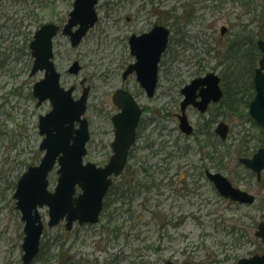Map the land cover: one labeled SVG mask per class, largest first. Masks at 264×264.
I'll use <instances>...</instances> for the list:
<instances>
[{"label": "rangeland", "instance_id": "1", "mask_svg": "<svg viewBox=\"0 0 264 264\" xmlns=\"http://www.w3.org/2000/svg\"><path fill=\"white\" fill-rule=\"evenodd\" d=\"M74 1L0 0V264H24V222L13 196L21 175L42 159L39 117L51 109L49 100L38 105L33 95L44 72L31 75L30 42L46 23L63 27ZM246 1L99 0V20L77 47L68 36H56L54 61L62 85H74L76 99L84 86L90 87L86 161L105 165L112 155V116L118 112L112 95L117 89L135 93L145 114L129 169L115 178L99 222H76L70 231L66 221L48 227V207L40 209L46 229L32 264H236L263 253L256 231L264 221V180L259 182L239 158L262 146L264 133L247 120V109L240 115H226L219 105L204 116L190 111L198 129L208 120V133H214L221 118L228 122L229 137L223 142L209 134H200L199 140L184 135L175 116L184 85L211 71L223 76L230 61L233 66L224 75L229 99L235 92L234 72L242 71L245 62H238L231 44L247 41L257 29L263 32L261 8L248 11ZM155 23L167 26L171 36L158 89L149 98L135 76L125 80L123 73L134 61L129 36ZM75 61L82 69L72 75L68 69ZM205 166L253 194L254 204L223 197L203 177ZM57 169L49 175L50 191L57 184Z\"/></svg>", "mask_w": 264, "mask_h": 264}, {"label": "water", "instance_id": "2", "mask_svg": "<svg viewBox=\"0 0 264 264\" xmlns=\"http://www.w3.org/2000/svg\"><path fill=\"white\" fill-rule=\"evenodd\" d=\"M98 2L99 0H75L68 22L62 29V34L70 38L72 46L79 45L98 21L96 11ZM59 30L58 25L46 23L36 31L30 42L34 58L31 75L44 71V77L34 84L33 95L38 99V105L49 100L51 109L39 117V133L43 136L39 148L44 151L43 157L38 165H30L21 175L13 196L24 222L22 243L24 264H31L40 251L41 237L45 229L40 208L45 206L49 208L47 222L49 227L58 225L64 219L67 221V230H70L76 221L79 224L99 221L104 199L113 178L119 176L125 169L142 114V110L129 93L123 89L117 90L113 95V101L120 108V112L112 118L115 127V139L111 144L113 154L104 166L84 161L90 139L88 119L84 116L90 87H84L82 95L76 99L73 95L76 88L74 85L69 88L62 86L61 73L54 63L53 46V38L58 35ZM169 36L170 30L167 27L157 25L150 32L130 37L136 63L124 72V78L136 70L137 79L149 97H152L156 90L158 65L167 48ZM258 46L262 51V58L259 62L260 67L255 72L257 93L251 102L250 113L264 126L263 39L258 41ZM80 70L81 66L76 61L70 67L69 73L78 74ZM201 86H206L202 91L203 100L195 104L194 94ZM183 93L186 95L182 103L183 110L194 103L201 111H205L211 101L218 102L223 96L220 76L210 72L203 78L193 80L183 89ZM180 120L182 131L191 134L192 127L185 113ZM76 123L78 127H75ZM228 131L229 127L224 123L217 128L223 139L227 137ZM241 162L255 171L260 179L264 170V148H261L253 158H242ZM57 165V184L54 191H50L48 177ZM208 177L222 196L244 204L255 202L254 195L235 187L223 174L208 171ZM256 235L264 243V221L259 224ZM166 264L173 263L168 261ZM237 264H264V251L260 255L241 258Z\"/></svg>", "mask_w": 264, "mask_h": 264}, {"label": "flooded vegetation", "instance_id": "3", "mask_svg": "<svg viewBox=\"0 0 264 264\" xmlns=\"http://www.w3.org/2000/svg\"><path fill=\"white\" fill-rule=\"evenodd\" d=\"M157 25H163V24H159V23H155L150 29H148V30H146V31H142V32H140V33H135V32H133V33H131V35L129 36V39H128V44H129V51H130V54H131V56L133 57V59H134V61H132L131 63H129L128 64V66L126 67V69L125 70H127L130 66H132V65H134L135 63H136V57L133 55V53H132V48H131V45H130V37L132 36V35H137V36H139V35H141V34H143V33H147V32H150L155 26H157ZM222 31V30H221ZM167 51V50H166ZM164 54H165V52L162 54V56H161V59H160V62H159V65H158V74H159V66H160V63H161V60H162V58H163V56H164ZM226 63V62H225ZM212 72V71H211ZM209 72H207L206 74H204V75H202V76H198V77H194V78H192V80L189 82V83H187L186 85H184V87L181 89V94L183 95V99L181 100V102H180V109L179 110H177V112L175 113V116H176V120L178 121V126H179V129H180V124H181V120H180V117L181 116H183L184 115V113L186 114V117H187V120H188V123H189V125L192 127V132H191V134L190 135H187V134H185V133H183L182 131H181V129H180V131L184 134V135H187V136H189V137H193L194 139H196V140H199V136H200V134H203V135H206L207 137H208V134L209 135H212L213 137L215 136H217V140L218 141H221V142H223L224 140H223V138H222V136L217 132V128L219 127V125L220 124H222V123H224V124H226L228 127H229V130H230V124L228 123V122H226L223 118H221V120L220 121H218L217 123H216V126L214 127V133L213 132H210V133H208V130L209 129H211V127H210V124L208 123V120H207V122H206V124L205 125H202L201 127H200V129H198L197 127H196V124H194L193 123V121L191 120V118H190V111L191 110H194L196 113H198L197 115H199V116H204V115H206V114H208V113H210L211 111H212V107H214V106H221L222 108H226L225 110H226V115H227V112L230 114V115H240V113L243 111V109H239L238 111L240 112V113H238V114H234V112L232 111V110H230L231 108H230V104L233 106V107H236V106H241V104L243 103V100L241 101L240 99H239V97H238V100H234V99H229V96H228V93H229V91H228V88H226L227 87V84H226V82H225V79H224V77L223 76H220L219 74V76L221 77V84H220V86H221V90H222V92H223V96H222V98H221V100L219 101V102H211V103H209V105H208V107H207V109L205 110V111H201L195 104H197V103H199V102H201L202 100H203V96H202V91L204 90V88L206 87V86H201V87H199L196 91H195V94H194V103L193 104H189L186 108H185V110H183L182 109V103H183V101L186 99V95L183 93V89L187 86V85H189V84H191V82L193 81V80H195V79H199V78H203V77H205L207 74H208ZM132 76H135V79H136V82L139 84V86H140V88H141V90H143L144 91V93L147 95V93H146V91H145V89H144V87L141 85V83L138 81V79H137V73H136V70H133L130 74H128V76L125 78V80H127L128 78H130V77H132ZM223 81H224V84H223ZM158 86H159V82H158ZM158 86H157V89H158ZM123 89H125V91L127 92V93H129L132 97H133V99L135 100V102L137 103V105H138V107L142 110V114H141V117H140V120H139V123H138V126H137V140H136V142L134 143V145H133V147L131 148V150L129 151V158H128V163H127V166H126V169L125 170H127V169H129V162H130V159L132 158V156L131 155H133V152L135 151V149H136V143H137V141H138V138H139V130L141 129V127H142V125H143V115L145 114V109H144V107L142 106V105H140V103H139V101H138V99H137V96L135 95V93H133L129 88H123ZM157 91V90H156ZM156 94V93H155ZM240 95V94H239ZM241 96V95H240ZM224 111V110H223ZM257 127H258V129L261 131V132H263L264 133V127H262L261 125H259L257 122H253ZM230 132V131H229ZM227 137H229V133L227 134ZM228 139V138H227ZM261 148H264V144L262 145V146H260L254 153H252L251 155H246L245 154V156H242V157H240V158H253L254 157V155L256 154V152L259 150V149H261ZM247 151H249V150H247ZM246 150H243V152L244 153H246L247 152ZM239 158V159H240ZM243 166H245V165H243ZM246 167V166H245ZM247 169H248V171L251 173V174H253V175H255L256 176V178H257V180L259 181V182H261V181H263L264 180V170L261 172V176H260V179L258 178V175L252 170V169H250V168H248V167H246ZM203 177L205 178V180L208 182V166H205L204 167V172H203ZM232 182V181H231ZM232 184H233V182H232ZM234 185V184H233ZM234 186H236V185H234ZM236 187H238V186H236ZM249 192V191H248Z\"/></svg>", "mask_w": 264, "mask_h": 264}, {"label": "trees", "instance_id": "4", "mask_svg": "<svg viewBox=\"0 0 264 264\" xmlns=\"http://www.w3.org/2000/svg\"><path fill=\"white\" fill-rule=\"evenodd\" d=\"M254 0H249L245 2V8L246 10L248 9V11H252L255 7L256 8H261V12L260 15L258 17V20L261 22V26L263 32L259 33L258 29L257 31H252L251 34H249V38H247V41H237L236 43L231 44L232 46H236L234 54H236L238 57V62H245L241 63L242 64V71H238V73L234 72V86H235V92H233V94H230V99H234V100H238L239 99L242 101L243 100V105L241 106H236L233 107L230 104V110H232L234 112V114H238L240 113L238 110L239 109H244L245 106L248 104L249 102V95H250V88H253V74H254V66L257 62L258 57L260 56L259 50H258V46H257V40L259 38H264V1L261 3V5L259 3H254ZM244 5V4H242ZM246 48V49H245ZM233 54V56H234ZM231 55V54H230ZM228 56V54H227ZM228 58V57H227ZM229 59V58H228ZM230 59H232V57H230ZM230 61V60H229ZM233 66V62H227L226 68H228L226 70L223 71V77L224 75L227 76L226 72L230 71V68ZM234 71V70H233ZM225 79V77H224ZM245 83H243V81ZM226 82V79H225ZM249 83V85H248ZM227 84V82H226ZM241 96H240V95Z\"/></svg>", "mask_w": 264, "mask_h": 264}]
</instances>
